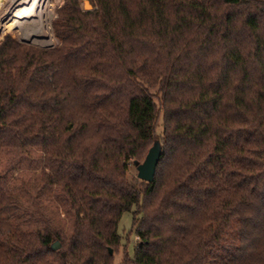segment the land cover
<instances>
[{"label":"trees","instance_id":"1","mask_svg":"<svg viewBox=\"0 0 264 264\" xmlns=\"http://www.w3.org/2000/svg\"><path fill=\"white\" fill-rule=\"evenodd\" d=\"M89 2L57 12L54 49L0 41V151L43 148L65 104L79 145L78 205L65 203L79 229L45 225L16 254L7 223L22 205L0 190V264H264V0ZM155 142L153 182L129 179Z\"/></svg>","mask_w":264,"mask_h":264},{"label":"rangeland","instance_id":"2","mask_svg":"<svg viewBox=\"0 0 264 264\" xmlns=\"http://www.w3.org/2000/svg\"><path fill=\"white\" fill-rule=\"evenodd\" d=\"M76 1L81 8L83 0ZM65 4L66 0H52L50 4L52 44L48 47L30 46L39 49H54L59 46V41L53 33L52 22ZM5 30H10L13 34L4 32ZM5 35L20 40L12 26L3 29L0 33V41ZM63 76L68 80L69 70H64ZM155 92L150 90L151 94L155 95ZM155 102L158 106L157 98ZM48 115L47 129L51 139L43 148L21 152L0 151V190L13 194L22 205V210L9 218L7 223L11 230L10 243L15 248L16 254L22 255L34 250L38 246V233L44 232L45 225L58 227L67 236L75 235L79 229L73 224V213L70 215L65 213L66 202L71 203L72 208L78 205L77 180L74 177L77 175L79 145L77 134L69 129L77 122L78 113L73 106L65 104ZM161 118L162 113L159 109L155 128L156 137L162 134ZM142 161L140 160V163ZM127 168L128 178H136L137 172L133 164H127ZM117 230L120 236V252L124 250L127 256L132 258L136 242L132 212L123 213ZM13 256L15 253L11 254L12 258ZM114 257V264H118L120 253Z\"/></svg>","mask_w":264,"mask_h":264},{"label":"bare ground","instance_id":"3","mask_svg":"<svg viewBox=\"0 0 264 264\" xmlns=\"http://www.w3.org/2000/svg\"><path fill=\"white\" fill-rule=\"evenodd\" d=\"M52 0H0V33L12 26L17 35L33 44L48 47L53 42L50 27Z\"/></svg>","mask_w":264,"mask_h":264},{"label":"water","instance_id":"4","mask_svg":"<svg viewBox=\"0 0 264 264\" xmlns=\"http://www.w3.org/2000/svg\"><path fill=\"white\" fill-rule=\"evenodd\" d=\"M82 10H91L92 7L89 3L88 0H83V4H82ZM18 42L22 43V44H26V45H36L33 44L31 42H28L26 40H23L20 38V40H18ZM161 155V148L159 146V144L157 142H155L152 147L148 150L145 158L143 159V161L137 162L134 161L133 162V166L136 169V178L140 181L146 182V183H152L153 179H154V173H155V168L158 164L159 158ZM52 251H56L57 249H59V243L55 242L50 246ZM108 253L111 255L112 251L109 249Z\"/></svg>","mask_w":264,"mask_h":264}]
</instances>
